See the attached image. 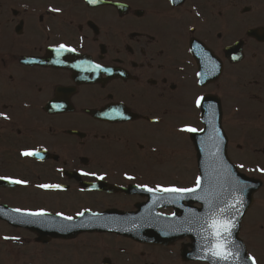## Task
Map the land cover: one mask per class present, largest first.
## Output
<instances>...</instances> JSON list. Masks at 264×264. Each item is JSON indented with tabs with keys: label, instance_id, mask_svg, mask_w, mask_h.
Returning a JSON list of instances; mask_svg holds the SVG:
<instances>
[{
	"label": "flooded vegetation",
	"instance_id": "1",
	"mask_svg": "<svg viewBox=\"0 0 264 264\" xmlns=\"http://www.w3.org/2000/svg\"><path fill=\"white\" fill-rule=\"evenodd\" d=\"M60 44L75 51L57 57ZM201 96L221 108L231 163L262 181L237 239L264 264V0H0V177L27 181L0 180V264H205L182 260L189 236L170 247L110 233L64 240L52 235L58 221L21 214L138 213L134 222L144 210L201 237L198 203L146 190L192 187L196 155L181 129H205ZM183 166L191 175L177 179Z\"/></svg>",
	"mask_w": 264,
	"mask_h": 264
},
{
	"label": "water",
	"instance_id": "2",
	"mask_svg": "<svg viewBox=\"0 0 264 264\" xmlns=\"http://www.w3.org/2000/svg\"><path fill=\"white\" fill-rule=\"evenodd\" d=\"M209 132V130H208ZM203 136V135H202ZM204 137V136H203ZM202 137V138H203ZM197 138L195 140V147L198 152V161L201 170V190L198 193L192 194L189 200L201 202L203 205V218H208L211 214L217 212L218 209H225L227 214L235 213V209H228L229 204H236V198L239 197L242 200V205H237L239 208V218L236 220V232L238 229V221L242 218L245 212L248 210L252 203V196L255 190L257 189V185L243 175H238L236 172L231 170L228 166V160L226 158V143L220 146H210L204 145L200 139ZM221 140V132L218 134V140ZM224 160V167L220 166L221 161ZM219 165V166H218ZM240 182L247 187L241 192L236 190L234 187L236 182ZM200 197L199 199L197 197ZM231 218V217H228ZM100 219L97 220V223L100 224ZM90 222V221H89ZM97 223H92L90 227H86L87 223H79L75 222V224H71L69 230H72L73 233L71 235H64L65 237H70L77 235L78 233L85 231H98L101 232L103 230H113L117 232H123L125 227H105L98 226ZM173 228H178L179 232H172L171 228L167 224L161 223L160 226L155 227L157 230L149 231L147 233H143L142 236L153 239L155 242L159 244H168L180 237H184L187 234H191L192 232L186 231L183 226H179L178 224H171ZM84 226V227H83ZM177 231V230H176ZM199 231V230H198ZM202 235V238L194 240L195 244L193 246L195 250V254L197 259L208 262L209 264H222L220 261L214 262L210 257L205 258L206 251L209 244V240L206 238L208 233L207 231L199 232ZM236 234V233H234ZM140 235V234H136ZM191 236V235H190ZM192 237V236H191ZM233 240V237H232ZM235 252V249L233 248ZM240 259H244L243 254L239 255ZM185 259H189V255L186 254Z\"/></svg>",
	"mask_w": 264,
	"mask_h": 264
},
{
	"label": "snow or ice",
	"instance_id": "3",
	"mask_svg": "<svg viewBox=\"0 0 264 264\" xmlns=\"http://www.w3.org/2000/svg\"><path fill=\"white\" fill-rule=\"evenodd\" d=\"M90 4L97 2V0H88ZM52 11H58V9H52ZM56 52L57 57L62 55L63 52H74L75 49L70 48L66 46L65 44H60L59 47L54 49ZM59 59L55 61V63H61ZM93 71H108V69H104L101 67V65L96 64L93 67ZM204 97H197L194 101L195 107L199 108L202 107V102L204 101ZM62 107V105L57 106ZM5 120L9 119L8 116L3 117ZM181 131H186L190 133H196L198 129L192 128V127H186L181 129ZM20 155L24 157H35L39 159H43L41 156V153L39 150H26L20 153ZM241 168L243 165L240 166ZM81 175L83 176H95L98 180H104L105 177L103 175L97 176L95 173H89V172H81ZM128 179H134V177L128 176ZM7 179L9 183L11 184H27V181L19 180V179H10L7 177H0V180ZM195 187H187V188H180V187H169V188H160L158 187L156 191H160L163 193H172V194H178L179 196L183 197L186 195H192L195 193H198L201 190V178L197 177L195 180ZM38 187L50 190V189H57L62 190L60 185L57 184H41L38 185ZM236 190L243 191L246 185L241 184L240 182H236L235 186ZM147 191L151 192L153 189L147 188ZM200 198L199 196L197 197ZM242 200L237 197L236 198V204H229L228 209H235V213H239V208L237 205H242ZM14 211L21 212L20 209H15ZM24 216H31L36 218H42L47 217L48 213L44 211H37V212H22L21 213ZM84 212H80L78 215L83 217ZM57 215H60L61 218L65 221H72L74 217L72 216H65L61 213H58ZM95 215V214H94ZM236 220L235 217L228 218L226 216V210L225 209H218L216 213L211 214L208 219L204 221V224L202 227L207 231V239L209 240V244L206 251L205 258H211L214 262L220 261L225 262V264H231V261L234 259H237L239 257V252H234L233 248L237 247L235 245V242L232 240L233 236V230L236 228ZM192 230V229H188ZM5 239H9L8 237H5ZM247 260L251 262V264H257L256 259L254 257H247Z\"/></svg>",
	"mask_w": 264,
	"mask_h": 264
},
{
	"label": "rangeland",
	"instance_id": "4",
	"mask_svg": "<svg viewBox=\"0 0 264 264\" xmlns=\"http://www.w3.org/2000/svg\"><path fill=\"white\" fill-rule=\"evenodd\" d=\"M247 155H250V154H248V152H246V153H244V154H241V156H247ZM184 164V163H183ZM185 166H187L186 164H184ZM183 168H184V166L182 167V168H177L176 170H177V172L178 173H180V174H176V178L177 179H179V178H181V179H184V178H187L188 176H190L191 174H189V175H187V174H185V172H182L183 171ZM191 177H193V175H191ZM175 178V179H176ZM193 182V181H192ZM53 201H51L50 203L54 206V207H56L57 208V206H58V204L60 203L59 201H57V200H55V199H52ZM65 204V201H63V202H61V204Z\"/></svg>",
	"mask_w": 264,
	"mask_h": 264
}]
</instances>
